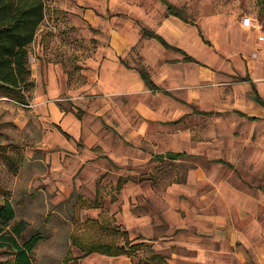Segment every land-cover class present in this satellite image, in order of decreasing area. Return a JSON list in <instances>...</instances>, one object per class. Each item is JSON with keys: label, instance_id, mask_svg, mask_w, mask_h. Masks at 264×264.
<instances>
[{"label": "crops", "instance_id": "0c3cea01", "mask_svg": "<svg viewBox=\"0 0 264 264\" xmlns=\"http://www.w3.org/2000/svg\"><path fill=\"white\" fill-rule=\"evenodd\" d=\"M90 1L80 15L99 33L86 64L73 67L80 81L60 63L45 68L50 123L64 143L86 138L115 163L168 153L190 163L185 180L161 195L152 191L147 211L130 213L131 244L157 250L159 264H264V28L245 13L250 26L243 15L220 35L207 21L205 40L196 24L161 16L166 0ZM143 27L170 47L143 36ZM210 39L223 42L225 55L215 53ZM138 44L153 86L128 61ZM66 92L82 116L58 101ZM105 112L109 126L100 121ZM199 115L205 126L194 131L171 123L183 116L197 123ZM102 255L129 264L126 254Z\"/></svg>", "mask_w": 264, "mask_h": 264}, {"label": "rangeland", "instance_id": "374dc122", "mask_svg": "<svg viewBox=\"0 0 264 264\" xmlns=\"http://www.w3.org/2000/svg\"><path fill=\"white\" fill-rule=\"evenodd\" d=\"M165 2L182 8L191 21L185 22L196 24L205 40L208 39L207 21L210 26L214 20V34L220 35L245 13L254 16L255 28H264V0ZM90 3V0L82 3L80 0H45L46 15L30 47L31 77L35 86L30 91L29 104L0 97V204L9 199L16 219L27 222L25 234L40 236L32 253L33 264H113L110 257L97 252L83 255L73 245L72 235L79 234L87 241H115L129 248L133 242L126 230L130 213L147 211L150 207L147 195L152 191L161 195L168 186L185 180L190 168L189 162L156 154L152 159L147 154H138L127 163H115L106 156V149L98 143L89 145L86 138L73 140L69 136V143H64L62 133L50 123L48 106L52 99L44 95L45 68L51 63H60L73 82L80 81L75 80L78 71L73 67L86 64L85 59L96 47L93 36L99 33L80 15L81 9ZM160 12L161 16L172 15L166 8ZM208 44L216 54L225 55L221 40L210 39ZM138 46L132 48L128 60L135 68L144 66ZM66 93L58 101L67 103L72 111L75 107L76 115L82 116V109L74 104L70 92ZM103 114L100 121L105 126L109 116L107 112ZM199 116L197 123L187 116L171 123L175 130L194 131L205 126L206 121ZM124 156L127 158L126 154ZM137 194L139 198L134 197ZM130 196L134 201L127 200ZM129 250L123 257L129 264H147L148 260L160 263L154 257L157 250L149 245ZM8 258H12L11 254L0 249V263Z\"/></svg>", "mask_w": 264, "mask_h": 264}, {"label": "trees", "instance_id": "16d2710c", "mask_svg": "<svg viewBox=\"0 0 264 264\" xmlns=\"http://www.w3.org/2000/svg\"><path fill=\"white\" fill-rule=\"evenodd\" d=\"M165 3L168 14L190 21L182 8L171 2ZM45 15V0H0V97L23 105L29 104L30 91L35 86L31 77L30 47L36 40ZM142 34L155 37L163 45L170 47L160 35L145 27L142 28ZM138 71L146 84L153 86L147 71L143 67H138ZM26 226L24 219H16L11 201L5 199L0 204V249L8 251L12 258L0 264H33L32 253L40 236H27ZM72 243L83 255L97 252L110 256L129 254V249L145 245L140 242L130 244L127 248V244L122 246L115 241H87L79 234L72 235ZM154 257L160 258L161 255L154 254Z\"/></svg>", "mask_w": 264, "mask_h": 264}, {"label": "built area", "instance_id": "2783aa9c", "mask_svg": "<svg viewBox=\"0 0 264 264\" xmlns=\"http://www.w3.org/2000/svg\"><path fill=\"white\" fill-rule=\"evenodd\" d=\"M253 23V19L248 16V15H244L242 18V24L245 26H250ZM264 38L263 36H260V39Z\"/></svg>", "mask_w": 264, "mask_h": 264}, {"label": "water", "instance_id": "95a60500", "mask_svg": "<svg viewBox=\"0 0 264 264\" xmlns=\"http://www.w3.org/2000/svg\"><path fill=\"white\" fill-rule=\"evenodd\" d=\"M177 154H175V153H168L167 154V157H170V158H177Z\"/></svg>", "mask_w": 264, "mask_h": 264}]
</instances>
